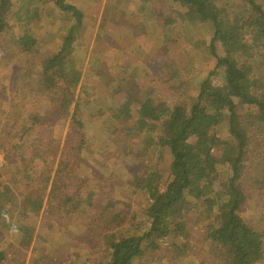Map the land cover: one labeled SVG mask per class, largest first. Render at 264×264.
I'll use <instances>...</instances> for the list:
<instances>
[{"label":"trees","instance_id":"trees-1","mask_svg":"<svg viewBox=\"0 0 264 264\" xmlns=\"http://www.w3.org/2000/svg\"><path fill=\"white\" fill-rule=\"evenodd\" d=\"M132 1L147 8L156 0ZM165 1L182 7L184 14H179L190 25L212 27L213 34L197 39L196 47L188 45L193 69L191 63L179 74H168L183 89L178 94L166 85L153 86L143 93L136 92L139 86H135L132 91L136 93L131 95L121 92L123 98L140 97L134 105L142 117L149 116V123L154 120L151 130L157 131L160 121L167 117L169 132L159 137L166 149L155 155L154 172L159 170L161 174L149 203H125L121 211V203L114 197L119 183L102 171L87 175L79 169L90 145L83 140L85 134L87 137L85 112L81 103H76L80 79L73 77L71 70L74 63H86L88 54L83 60L81 56L74 58L71 44H80L78 28L84 25L86 15L99 14L87 12L83 3L79 8L77 0H25V4L23 0H0V159L3 156L6 165L15 170L8 181L1 183L0 205L9 211L12 204L23 199L31 215L15 230L21 237L26 234L30 242L36 234L28 235L30 229L38 230L48 216L52 220L45 226L49 232L55 231L57 224L66 230L87 227L95 235L103 229L105 219L114 229L119 227V235L108 237L101 243L102 249L98 246L101 256L91 254L82 264H183L185 254L194 252L190 248L193 237L200 233L205 239L204 264H264V218L258 215L260 210L264 214V0ZM47 2L55 6L59 19H69L66 14L75 19L58 53L43 52L36 28L29 29L21 21L16 25L19 31L13 28L17 13L26 11L30 17ZM151 8L153 25L173 33L171 28L175 29L176 23L156 22L158 10L155 5ZM9 44L19 48L17 55ZM158 44L173 50L177 59L187 45L181 39H161ZM12 56L25 60L15 65L8 62ZM205 61L211 62L214 70L200 89H191L195 77L191 73L199 74L197 63ZM13 64L14 81L8 94L2 74L5 66V73L10 72ZM164 67L169 63L157 62L158 76ZM93 89L89 115L102 118L96 130L122 133L121 137H104L115 145L124 143L120 153L130 160L137 154H149L146 147H139L141 141L149 144L148 135L141 136L136 145L132 139L139 135L132 123L139 126L142 117L121 112L126 108L122 97H102V88ZM150 100L159 104L161 119L152 117V109L145 106ZM6 102L17 121L8 115ZM28 112L32 113L30 117ZM54 114L70 124L64 146L59 140L49 139L56 125L49 117L53 119ZM21 120H27L28 130L17 127ZM116 122L122 125L119 130L114 128ZM103 134L91 132L89 137L99 144ZM165 154L169 155L168 162ZM223 161L228 165L227 172L219 171ZM136 174V179L127 180V184L137 182L140 189L145 188L142 175ZM192 209L210 218L211 223L188 225L190 218L186 215ZM31 220H37V225L29 227ZM137 221L134 229L131 223ZM145 227L146 233L141 235L140 229ZM198 229L201 232L192 235ZM149 250L158 255L157 259L146 260ZM5 260V253L0 251V264ZM18 261L24 264L22 257Z\"/></svg>","mask_w":264,"mask_h":264},{"label":"rangeland","instance_id":"rangeland-1","mask_svg":"<svg viewBox=\"0 0 264 264\" xmlns=\"http://www.w3.org/2000/svg\"><path fill=\"white\" fill-rule=\"evenodd\" d=\"M23 2L25 4V0H23ZM87 2L88 0H77V6L79 7L83 3L82 5H84L86 9L89 6L91 7H89L88 9L92 7L94 9L96 6H98V3L100 5V3L102 2L101 4L103 6L108 7V5L114 6L115 0H92L91 3L86 4ZM150 5H155L156 9L159 11L160 17H157L156 22L159 21L161 23H165V21L173 20L174 23H176V28L171 35L172 39H181L182 41L187 43L186 46H183V53L181 56H179L181 58L178 59L173 57V50L169 51V49L166 47L160 48V44H148L152 48L155 47L156 56H158L159 58H164L166 56L164 58V62L169 63V67H164L162 70L167 74V76H164L165 81L167 77L168 79H170L168 74H170L171 71L168 68H170L171 65V69L174 73L177 74L183 72L191 65L193 60L190 59V51L188 49V45L190 47H196L197 45H199V43H197V39L204 36L210 37V35L213 34V28L209 26L203 27V25H190L186 17H183V19L181 18L180 14H184L181 9L182 7L178 5L176 6V4H171L170 2H167L165 0H156ZM54 7L49 5V3L47 2L44 5H41L40 9L37 12L30 14V17L26 14V11H20L14 18V29H17L16 25L19 23V21H21L25 27L28 26L29 29L34 30L36 28V33L38 34V37L41 39L44 45V47L42 48L43 52L50 51L58 53L65 39L69 38V30L75 23V19H73V17L69 14H66L67 16H69V19H59V12ZM136 7H138L139 11H134ZM143 8L144 5H141V3L138 2L132 8V10L127 13V16L135 19L136 14L139 13ZM94 12H96V10ZM97 14L103 16L97 22L98 25L94 26L93 24H90L85 28H82L81 26V30H78L80 44L78 42L71 44L73 48L75 47L76 54L74 58L81 56V60H83L86 57V54H88L86 63L81 65L80 63H74L71 70L73 77H77L80 79L79 85L77 87L78 96L76 97V103H81L83 107L82 111L85 112L84 120L86 124L85 129H87V137L85 134L83 140L86 141L88 145H90L89 150H87L88 153L85 152L83 155V159L85 161H83L79 169L81 173L87 175L102 171V173L118 182L122 188L119 186V189L114 190V197L120 201L121 206H119V210L123 211L126 208L125 203L141 201L144 199L145 202L149 203L151 199V197L149 196L150 193L154 192V189L158 187V173H161L159 170L156 173L154 172V167L157 164L155 155L160 154L161 151L166 149L164 142L159 139V137L164 135L166 137L169 133L168 130H166L168 129V121L166 120V117L164 120L160 121L161 124H159V126L157 127V131L151 130L150 128L153 126L152 123H154V120L151 119L149 123V116L144 114V117H142V115L140 114V109H138L134 105L136 99H139L140 97L123 98V96L121 95V92H123L124 94L129 93V95L138 91H141L142 93L143 91H147L149 89V85L153 83L149 81L150 77H148V75H145L143 77L139 76L145 68L144 63L140 61L141 53L143 51L141 47L145 45H139V48L137 49L139 53L137 54L135 53V51H137L135 50L136 47L130 46V43L125 46V52L123 51L124 49L120 50V45H114L113 40L108 39L112 32V27H110L111 30L107 28L110 24L116 23V26H120L118 27V30H121L124 29V27H128L130 22H126V24L124 25H119L117 22H115V17H113V19L104 18L105 15H108V11L104 13V10H100L99 12L97 11ZM109 15H111V12H109ZM109 15L108 17H110ZM103 20L108 21L109 24L106 25L105 22L103 23ZM131 22L133 21L131 20ZM151 24L152 19L146 21L147 29L145 30L146 32H148V34H151L150 32H159V34L163 32L162 29H157V26L155 27V29L150 28ZM100 28H106L103 30L104 35L100 33ZM144 28L145 27L143 26L142 29ZM116 30L117 28L114 29V31ZM17 31L19 30L17 29ZM9 47L17 55V50H19V48L15 49V47L11 46L10 44ZM159 51L163 53H157ZM195 52L198 54L197 49ZM119 53L122 55H118ZM123 55H125V58H122ZM200 55L201 54L199 53V56H197L198 59L200 58ZM24 60V57L19 56L18 58H16V56H12L10 60L8 59V62L14 61V64L16 65V63L22 62ZM240 60L242 61L244 59ZM158 61L161 62L160 60H157V62ZM14 64L10 72L5 73L6 66L3 69L2 83L4 86L9 87L8 94H11L10 86H12L14 81ZM210 66L211 64H207V66H204L203 64H197L196 71L199 72V75L201 77L197 78L196 82L194 83L193 89L201 88L202 84L205 81L204 76L201 74L205 73V69H209ZM191 67L193 69L194 63H192ZM212 67L214 68V65ZM186 73H190V69L186 71ZM219 81L223 82L225 80L220 79ZM156 83H158V87H160V84H162L161 77L160 79H156ZM135 86H139L136 92L135 90L132 91V88H134ZM94 87L102 88L101 92H99L100 96L102 97H117L118 100L122 97L121 102L125 105L126 108L121 112H123L127 116L128 114H133L134 116L140 115L142 117L144 121L143 124H140L138 126L136 125V123H132L133 131L139 132V135L137 133L138 136H133L132 139L136 140V145L141 141V136H149V138L147 139V142L149 141V144L145 145L141 141L139 145V147L143 146L144 149L146 147V151L149 153L148 156L142 158L140 154H137V158L135 157L129 161L128 159L130 158H128L126 154H122V150L125 148L124 143L121 145H115L113 143L107 142L104 137L105 135H108L107 139L109 138V136L112 137L114 135H116V137H121L122 133L116 132L114 130L115 132L107 131L103 134L104 130H96L97 127H99V123L101 122L102 118L95 119L92 117L91 113L89 115L88 111L92 106V92H94ZM215 89H220V87L216 86ZM179 92L181 91H176L175 94H178ZM145 104L148 105L150 109H152V117L160 119L163 117V113L160 112L161 108L158 103H150L149 105V102L146 101ZM5 109L11 119L17 121L18 117L12 110L9 102H6ZM96 109L100 110L101 108L98 107ZM46 110L47 108L44 111ZM28 113L30 117L32 113ZM49 120L56 124L50 131L49 139H52V141L59 140L61 142V145L64 146V142L66 141V136L68 135L67 133L69 131V121H60L56 114H54L53 119L52 117H49ZM26 121L27 120H21L18 123L17 127H24L26 130H28V123ZM148 124H150V127ZM121 126L122 125H118V122H116L114 128L116 130H119ZM149 129L151 132L147 134V131H149ZM120 131L124 133L123 129ZM73 132L76 133L75 131ZM91 132H94L98 136L100 134H103L102 140L99 142V144H94L95 140H93L92 137H89ZM148 145L150 146V148H148ZM1 147L2 141L0 133V148ZM151 155L154 156L151 157ZM168 157L169 155L165 154V162H168ZM124 161L127 162V167L124 166ZM6 163V159L2 156L0 159V196L3 192L1 190L2 181H8L9 176L15 171L11 169V165H6ZM227 167L228 165L223 161L220 163L219 171L227 172ZM136 173H140L142 175L141 182L145 184V188L140 189V183L137 182H134L133 185L126 184L127 180L136 179ZM126 185L128 186L125 187ZM23 202V199H19L17 202L11 205V210L9 211H7L3 206L0 205V251H3L6 256V260L3 264H20V262L18 261L19 257L23 258L24 264H82L86 259L91 257V254L100 257L101 255L98 251V246L100 247V249H102L103 246L101 247V243L107 241L108 237L120 234L119 227L117 229H114L113 225L106 221V219L104 220V224L102 226L103 229L98 231L95 235H92V231H90L87 227L79 226L74 227L73 229L66 230V228L61 227L57 224L53 227L55 231L51 229L49 232L45 228V226L50 224V222L52 221L50 219L51 217L48 216L44 218L46 221L43 222V225H41L38 230H35V228L30 229L28 235L36 232L34 240L30 242L26 234L25 237H21V234H19L15 230L18 229L21 226L22 222L31 215L29 209L24 206ZM258 215L261 218H264L263 211L260 210L258 212ZM186 216H189L188 218H190L188 220V225H191L192 222H195L196 226L199 227L206 221L211 223L210 218L205 216L202 217L201 214L196 212V209L189 210V214ZM138 222L140 221L131 223L133 224L134 229V225ZM128 223H130V221ZM36 225L37 220H31L29 227ZM104 225L106 226L104 227ZM200 232V229L195 230L192 235ZM140 233L141 235H144L146 233V227L141 228ZM191 243L192 244L190 248H192L194 252L185 254L186 257L184 258V260H182L183 264H204L206 262V257L202 251V249L205 247L204 234L200 233L197 236L193 237V242ZM147 244L148 242H145V245ZM157 256L158 255H156L155 253L152 254L151 250H149L146 254V260L153 261L157 259ZM141 263H143V258L141 259Z\"/></svg>","mask_w":264,"mask_h":264},{"label":"crops","instance_id":"crops-1","mask_svg":"<svg viewBox=\"0 0 264 264\" xmlns=\"http://www.w3.org/2000/svg\"><path fill=\"white\" fill-rule=\"evenodd\" d=\"M136 4H137V1H136ZM135 5L133 4L132 0H121V1L120 0H115L114 6L108 5V7H107V6H103V5H98V6H96L98 8L95 7L96 9L95 8L93 9V7L88 9L89 7H91V6H89L87 8L88 10L87 9L86 10L89 13L90 12H94L95 10H96V12L100 11V10H104V13L106 11H108V15H109V12H111V15H109L110 17H108V15H105L104 18L113 19V17H115L114 18L115 22H117L119 25H124V24H126V22H130L128 27H124V29H121V30H118V27H120V26H116L117 25L116 23L115 24H110L107 29L111 30L110 27H112V32L110 34L111 38L109 37L108 39L113 40V44L114 45H117V46L120 45V50L124 49L123 50L124 52H125V46L128 43H130V46L136 47L135 50H137L139 48V45H142V46L145 45V46L141 47V49L143 51H142L141 57H140V61H142V63H144L145 68L143 69L142 73H140L139 76L143 77L145 75H148V77H150L149 81L156 82L157 78L155 76H158L157 74L160 73V71L157 72V60H160L161 63H165L164 62V58L166 56L164 58H159L158 56H156L155 47L152 48L148 44L149 43L158 44V42L161 39H163V40L172 39V36H171L172 32L167 30V29H165L161 34H159V32H157V33L156 32H150L151 34H148V32H146V30H145V29H147L146 21L151 19V14L153 12V9L151 8L152 5L148 6L147 8H144V9L140 10V12L136 14L135 19H132L129 16H127V13L130 10H132V8ZM134 11H139L138 7H136V9ZM102 17L103 16H100V15L87 14L86 17H85L84 25H82V28L88 27L90 24H93L94 26H97L98 25L97 22ZM157 17H160L159 11H158V16L156 15L155 21L157 20ZM131 20L133 22H131ZM103 22H105L106 25L109 24L108 21L106 22L105 20H103ZM113 25H115V26H113ZM143 26L145 27L144 29H142ZM155 27L156 26L153 25V20H152V24H151L150 28H152V29L154 28L155 29ZM116 28H117V30L114 31V29H116ZM159 28L163 30V28L157 27V29H159ZM104 29H106V28H100V33L102 35H104V32H103ZM171 29L174 31L173 28H171ZM78 30H81V27L78 28ZM112 38H114V39H112ZM135 53L137 54V53H139V51L137 50V51H135ZM157 53H163V52L159 51ZM118 55L121 56L122 54L119 53ZM122 58H125V55H123ZM119 61H120V59H119ZM197 64L198 65H202L203 64L204 66H207V64H211L210 68L209 69H205V73L201 74V75L204 76L205 79L209 75V72L214 70V68L212 67L213 64L211 62H209V61L208 62L205 61V62H201V63H197ZM168 69L171 71L170 74H175L171 68H168ZM191 74H193L195 76L194 80L192 82V88H191V89H193L194 88V83L196 82L197 78H199L201 76L198 73L194 74V72H192ZM165 75L167 76V74L164 73V71H162L160 76H158L159 79L161 77V82H162V84H160L161 88L164 87V85H166V86H169V87L172 86V90L174 92L183 90V89H180L179 85H176L177 83L174 80L168 79V77L164 81V76ZM153 86L158 87L159 84L158 83H155V84L151 83L149 85V88L152 89ZM140 93H141V91H140ZM187 98H188V96H187ZM150 102H151V100L149 101V105H150ZM145 106L148 107V105H145ZM143 123H144V121L140 122L139 125L143 124ZM145 156H148V154L144 155V156H141V157L143 158ZM153 156L154 155H151V157H153ZM128 160L130 161V159H128ZM124 166L125 167L128 166L126 161H124ZM126 184H127V182H126ZM129 184L133 185L134 183L133 184L128 183V185ZM128 185H126L125 187H127ZM143 201L145 202V199Z\"/></svg>","mask_w":264,"mask_h":264}]
</instances>
